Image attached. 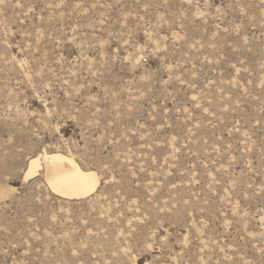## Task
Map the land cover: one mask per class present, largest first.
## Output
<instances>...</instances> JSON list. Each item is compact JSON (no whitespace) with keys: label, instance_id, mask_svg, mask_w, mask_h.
Instances as JSON below:
<instances>
[{"label":"rangeland","instance_id":"374dc122","mask_svg":"<svg viewBox=\"0 0 264 264\" xmlns=\"http://www.w3.org/2000/svg\"><path fill=\"white\" fill-rule=\"evenodd\" d=\"M0 264H264V0H0Z\"/></svg>","mask_w":264,"mask_h":264},{"label":"bare ground","instance_id":"6f19581e","mask_svg":"<svg viewBox=\"0 0 264 264\" xmlns=\"http://www.w3.org/2000/svg\"><path fill=\"white\" fill-rule=\"evenodd\" d=\"M44 170L51 189L67 199L85 198L94 193L100 185L98 172L83 167L73 155L62 151L38 153L29 159L25 178L29 179L39 170Z\"/></svg>","mask_w":264,"mask_h":264}]
</instances>
